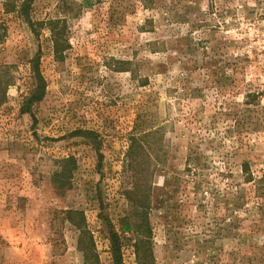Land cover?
<instances>
[{
  "label": "rangeland",
  "instance_id": "obj_1",
  "mask_svg": "<svg viewBox=\"0 0 264 264\" xmlns=\"http://www.w3.org/2000/svg\"><path fill=\"white\" fill-rule=\"evenodd\" d=\"M22 1L0 0V264H85L80 229L113 264L107 219L139 264L141 203L150 264H264V0Z\"/></svg>",
  "mask_w": 264,
  "mask_h": 264
},
{
  "label": "trees",
  "instance_id": "obj_2",
  "mask_svg": "<svg viewBox=\"0 0 264 264\" xmlns=\"http://www.w3.org/2000/svg\"><path fill=\"white\" fill-rule=\"evenodd\" d=\"M31 1L32 0H23L21 2L20 11L22 14L28 16L29 4ZM27 21L31 23L29 17H27ZM52 23L53 22H50L51 27H54ZM0 30H1V26H0ZM52 32L54 35L58 34V36L57 35L54 36V40H53L54 52L58 55H62V52L64 51V49L67 48V46H64V43L61 40L60 35L62 34V32L59 29L58 31H56L54 28ZM3 35L4 34L0 32V41ZM33 69L36 74L38 85L35 86V88L31 90L29 95L25 98L23 105L21 107V110L23 112H30L31 111L30 108L32 104L41 100L44 94V83L39 73V70L36 66ZM1 100H2V97L0 96V101ZM84 133L86 135L90 134V136L92 134L90 130H86ZM140 140H141V137L138 135H134V134L129 135V138H128L129 146H128L127 155L130 161L135 160L137 153L139 152L138 144ZM242 174L245 176V178L250 177V174L248 175V169L246 167L242 169ZM242 174H238L237 176H241ZM139 206L141 207V210L139 212L140 222L135 227L137 238H136L134 247H135L137 257H138V263L139 264H150V261L152 259V256H151L152 252L149 246L151 243L152 228L150 226L149 216L147 212L148 206L143 203H141ZM69 213H77V212L70 210L68 211V214ZM122 221H123L122 231H129L130 226H128L127 222H125L126 219ZM107 225H108V234H109V241H110V252L112 255L113 264H122L120 236L118 232L114 229V227L111 225L108 219H107ZM80 234L82 236H80L78 243H79L80 250H82L85 264H98L99 263L98 254L96 253L94 249V246H93L94 244H93L90 233L84 229H80ZM84 236H86V238Z\"/></svg>",
  "mask_w": 264,
  "mask_h": 264
}]
</instances>
